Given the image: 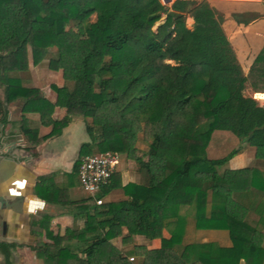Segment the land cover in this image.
Listing matches in <instances>:
<instances>
[{
	"label": "trees",
	"instance_id": "1",
	"mask_svg": "<svg viewBox=\"0 0 264 264\" xmlns=\"http://www.w3.org/2000/svg\"><path fill=\"white\" fill-rule=\"evenodd\" d=\"M220 20L204 0L171 7L161 0H0V123H7L8 105L23 99L27 150L59 137L76 118L91 119L76 173L88 155L120 157L139 133L147 141V160L140 161L146 184L122 187L128 201L80 200L82 226L62 235L46 229L49 242L33 248L44 264H131L133 257L139 264H264V208L256 227L245 221L251 195L264 197V173L243 168L219 175L239 149L217 159L206 154L212 134L227 131L264 159V108L244 95L246 85L264 94V51L244 76ZM71 21L83 25L86 39H66L63 24ZM29 50L32 65L47 61L49 70L63 72V86L52 87L54 104L18 76L28 69ZM55 107L66 111L59 121L52 119ZM39 125L51 127L49 134L38 137ZM111 179L97 198L114 189ZM183 208L193 211L195 229L226 231L231 246L183 242ZM122 228L123 242L140 235L160 239V247L121 254L111 240ZM11 247L0 243V264H13Z\"/></svg>",
	"mask_w": 264,
	"mask_h": 264
},
{
	"label": "crops",
	"instance_id": "2",
	"mask_svg": "<svg viewBox=\"0 0 264 264\" xmlns=\"http://www.w3.org/2000/svg\"><path fill=\"white\" fill-rule=\"evenodd\" d=\"M176 0H170L167 7ZM201 1V0H184ZM220 17V27L228 41L235 59L247 76L255 59L264 51V0H204ZM193 20L186 19V26L192 28ZM32 66V65H31ZM30 78L24 80V86L38 89L49 102L55 103V93L50 84L39 83L42 76L50 79L52 73L39 67H31ZM42 74V75H41ZM46 75V76H45ZM256 102L264 101L263 93H256L249 85L244 90ZM247 94V95H246ZM23 99H17L8 105L7 123H0V243L11 245L12 262L18 264V255L29 259L27 264H41L33 248L40 242H49L45 237L46 229L53 235H62L66 229L81 227L79 215L80 200L89 198L81 189L74 165L78 161L80 146L89 141L86 123L74 119L63 129L59 137L44 140L35 149L27 150V143L21 133ZM66 115L64 108L55 107L52 119L61 120ZM28 118L37 120V114H28ZM51 127L38 126V137L49 134ZM129 154V153H128ZM241 155H236L228 164L230 170L243 169L240 166ZM140 161L138 164L140 165ZM144 161V160H142ZM110 190L101 200L103 204L128 201L122 187L127 184L145 185L140 166H136L132 155L120 159L113 174ZM125 235L127 230L122 228ZM188 232L186 228L185 236ZM194 235L202 237L206 243L208 235L219 247H230L231 243L219 242L225 232L219 230H197ZM41 236H38V235ZM162 236L169 238L167 231ZM229 239V238H228ZM121 240V239H120ZM114 248L122 252L121 242L111 241ZM132 242L144 245L147 250L160 247V239H147L134 235ZM212 242V243H213ZM128 245V244H127ZM130 261V259L128 258ZM3 256L0 254V262ZM23 264H26L23 262Z\"/></svg>",
	"mask_w": 264,
	"mask_h": 264
},
{
	"label": "rangeland",
	"instance_id": "3",
	"mask_svg": "<svg viewBox=\"0 0 264 264\" xmlns=\"http://www.w3.org/2000/svg\"><path fill=\"white\" fill-rule=\"evenodd\" d=\"M95 20V15H92L90 18V21L93 22ZM156 27L153 28V30H155ZM63 30L66 34V39L71 42V43H75L79 40H84L86 39V35H85V31H84V27L81 24H77L75 22H68V23H64L63 24ZM56 52V50L54 48L49 50L50 55H54ZM28 67L29 65H32V59H31V53L30 50L28 51ZM67 66H70L69 63H67ZM31 67H39L44 71L41 72H45L46 73H52V76L50 75V79H47L46 77L44 78V76H42L41 80L39 83H46V84H50L51 90L55 93V91L52 89V87H57L60 88L63 86L64 84V78H63V72L62 70H57V71H52L49 70L47 68V61H43L41 64L39 65H32ZM28 69L24 72H21L18 74V76L22 79H29L30 78V73L27 72ZM42 75V74H41ZM46 76V75H45ZM245 92V91H244ZM245 94V93H244ZM247 95V94H246ZM56 96V93H55ZM249 97V96H246ZM57 98V96H56ZM250 98V97H249ZM56 100V99H55ZM56 102V101H55ZM256 104L259 107L264 108V101L261 102H256ZM76 120H82L85 123H90L91 119H81V118H76ZM138 143L136 144V146L132 149H130L127 153L125 154H120V159L123 158V156L125 155H132V159L135 163L136 166H140L138 164L139 160H147V141L144 140L143 134L139 133L138 134ZM143 139V140H142ZM239 149V153L238 155H241V161H240V166L242 168H247V169H253V170H258L260 172L264 173V159H259L256 157V151L255 148L252 146H249L247 143L241 141L239 138H237L235 135H233L230 132L227 131H216L212 134L211 139L209 141V144L207 146L206 149V154L207 157L210 159H217V158H221L223 156H225L226 154H228L231 150L233 149ZM129 153V154H128ZM231 165V164H230ZM228 163L221 167L220 169H218V174L222 175L225 172L228 171H235V170H230ZM141 169V168H140ZM240 170V169H239ZM142 176H143V181L144 183L147 182V177L146 174L143 170H141ZM248 202L252 203L249 206V210L246 213V217H245V221L246 223L251 226L252 228L257 226V223L259 221V215L258 212L259 210H261L262 208H264V197L259 196V195H251V198L248 200ZM211 204H210V200L208 202V204L206 205V210L207 212H209V208H210ZM181 213L186 216V218H188V222H187V227L188 228V232L186 234V237L184 238V241L186 244L188 243H199L202 240V237H199L198 235H194V222H193V211L191 209H187V208H183ZM123 229H121L122 232ZM166 231V230H163ZM162 231V233H163ZM219 231H223V230H219ZM224 234V238L219 239V242L222 244H226L228 241H230L228 239V235L226 231ZM262 234L264 235V230H262ZM123 233L122 235L112 239L111 241L117 240L118 242H121L122 245V252L121 254H127L130 251H132L134 248L136 247H144L146 248L144 245H139L135 242H132V237L129 241L127 242H123L122 241V237H123ZM204 238L208 239V242H213L210 241L209 239L212 238V236L210 237L209 234L205 235ZM121 239V240H120ZM215 245L218 244V242H213ZM112 244V242H111ZM128 244V245H127ZM113 245V244H112ZM218 246V245H217ZM128 255V254H127ZM130 259V258H129ZM28 258L27 256L23 255V254H19L18 255V260L17 263L18 264H23V262H25L27 264L28 262ZM139 258L137 257H133L132 261H129L131 264H139ZM41 264H44L42 260H40ZM243 264V263H241Z\"/></svg>",
	"mask_w": 264,
	"mask_h": 264
},
{
	"label": "built area",
	"instance_id": "4",
	"mask_svg": "<svg viewBox=\"0 0 264 264\" xmlns=\"http://www.w3.org/2000/svg\"><path fill=\"white\" fill-rule=\"evenodd\" d=\"M119 161V155L110 151L82 158L77 170L79 184L83 192L94 201L95 205L102 204V200L97 198V194L108 184ZM130 261H132V258H130Z\"/></svg>",
	"mask_w": 264,
	"mask_h": 264
},
{
	"label": "water",
	"instance_id": "5",
	"mask_svg": "<svg viewBox=\"0 0 264 264\" xmlns=\"http://www.w3.org/2000/svg\"><path fill=\"white\" fill-rule=\"evenodd\" d=\"M164 4H168L170 0H162Z\"/></svg>",
	"mask_w": 264,
	"mask_h": 264
}]
</instances>
